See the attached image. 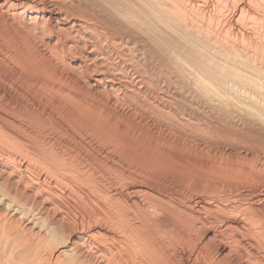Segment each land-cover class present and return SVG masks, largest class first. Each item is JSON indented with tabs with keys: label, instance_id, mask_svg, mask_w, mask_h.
Returning <instances> with one entry per match:
<instances>
[{
	"label": "bare ground",
	"instance_id": "6f19581e",
	"mask_svg": "<svg viewBox=\"0 0 264 264\" xmlns=\"http://www.w3.org/2000/svg\"><path fill=\"white\" fill-rule=\"evenodd\" d=\"M0 17L6 31L44 41L42 55L69 70L70 83H88L119 144L234 150L238 169L217 219L239 220L264 243V0H0ZM1 128L0 264H169L137 230L152 221L145 212L140 227L125 213L106 215L118 236L68 223L66 198L83 199L91 186L64 170V158L61 168Z\"/></svg>",
	"mask_w": 264,
	"mask_h": 264
},
{
	"label": "rangeland",
	"instance_id": "374dc122",
	"mask_svg": "<svg viewBox=\"0 0 264 264\" xmlns=\"http://www.w3.org/2000/svg\"><path fill=\"white\" fill-rule=\"evenodd\" d=\"M4 22L0 17V126L32 150L55 157L59 166L62 161L58 159L64 158V170L68 165L69 171H77L91 186L84 200L66 198L68 212L63 215L68 223L118 236L117 220L114 224L106 215L125 213L131 216L132 225L140 227L139 216L145 212L155 223L150 221L146 229L137 230L147 242L163 249L169 264H264L263 242L250 235L239 220L221 215L218 221L219 209L225 207L221 199L228 193L225 186L234 182L231 179L238 169L234 150L186 142L152 152L119 144L102 128L105 113L93 109L97 104L88 83H70V71L56 70L49 65L51 57L42 55L44 41L31 33L24 39L14 30L8 34L2 28ZM34 77L39 82L59 80L36 83ZM65 172L62 176L70 178ZM208 197L212 201L207 203ZM196 248L202 249L201 258Z\"/></svg>",
	"mask_w": 264,
	"mask_h": 264
}]
</instances>
